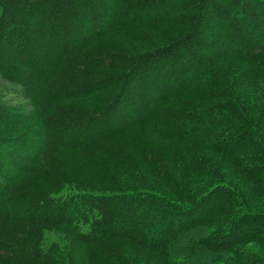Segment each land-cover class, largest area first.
I'll list each match as a JSON object with an SVG mask.
<instances>
[{
    "label": "trees",
    "instance_id": "trees-1",
    "mask_svg": "<svg viewBox=\"0 0 264 264\" xmlns=\"http://www.w3.org/2000/svg\"><path fill=\"white\" fill-rule=\"evenodd\" d=\"M0 80V264H264V0H0Z\"/></svg>",
    "mask_w": 264,
    "mask_h": 264
},
{
    "label": "rangeland",
    "instance_id": "rangeland-1",
    "mask_svg": "<svg viewBox=\"0 0 264 264\" xmlns=\"http://www.w3.org/2000/svg\"><path fill=\"white\" fill-rule=\"evenodd\" d=\"M0 85H1V80H0ZM6 98H8L10 101H12V102H16V101H18L17 99L19 98V96L18 95H15L14 93H9L8 91H6V93H5V95H4ZM199 232H200V230H196L194 233L195 234H199ZM55 234H50V235H48V238L49 239H55ZM183 248H185L186 246H187V244H186V242H184L183 243ZM200 253H201V255H200ZM204 254V255H203ZM194 259H202V257H204V259H210V258H214V259H216V260H219V258L217 259V257H219V256H216V255H210L209 254V252H206V251H203V252H199V251H197V253H195L193 256H192ZM198 257H200V258H198ZM192 258V259H193ZM228 264H236V262L235 261H230V262H227Z\"/></svg>",
    "mask_w": 264,
    "mask_h": 264
}]
</instances>
